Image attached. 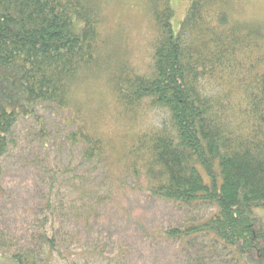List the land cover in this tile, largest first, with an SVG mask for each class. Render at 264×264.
I'll return each instance as SVG.
<instances>
[{"label": "trees", "instance_id": "trees-1", "mask_svg": "<svg viewBox=\"0 0 264 264\" xmlns=\"http://www.w3.org/2000/svg\"><path fill=\"white\" fill-rule=\"evenodd\" d=\"M228 4L191 0L176 32L170 0L152 8L147 67L121 64L108 78L126 117L162 116L132 132L115 173L110 139L72 98L110 59L99 0H0V177L24 126L25 150L46 186L29 245L15 248L14 237L3 244L0 234L7 249L0 256L16 264H98L103 256L126 264L101 235L78 243L68 227L74 221L88 232L105 198L100 188L120 187L129 175L153 198L208 212L167 232L185 246L199 243L181 264H264V25L231 17Z\"/></svg>", "mask_w": 264, "mask_h": 264}, {"label": "rangeland", "instance_id": "rangeland-1", "mask_svg": "<svg viewBox=\"0 0 264 264\" xmlns=\"http://www.w3.org/2000/svg\"><path fill=\"white\" fill-rule=\"evenodd\" d=\"M190 1L170 0L174 10L171 24L175 32ZM99 2L103 15L100 31L107 42L110 59L106 67L89 79L78 82L72 98L84 107L98 133L103 138L110 139L113 148L112 170L116 173L124 165V155L131 143L132 132L157 121L162 115L160 112H147L137 119L126 117L115 101L108 77L121 64L145 70L150 61V42L154 35L151 10L160 0ZM228 2L226 9L231 17L264 25V0ZM16 132H20L23 137L18 141L20 145L4 158L0 177V234L6 238L3 244H10V237L17 238L16 242L11 241L15 248L27 243V227L46 198L42 174L32 165L31 157L25 150L27 142L23 141L24 126H19ZM22 145L23 150L20 148ZM121 181L120 187L114 182L105 183L98 191L105 198L95 208L88 232L78 222L71 221L69 227L66 225L74 232L78 243L96 240L101 235L103 238L100 236V239L110 244L108 251L119 247L126 264H181L182 261L197 256L199 243L185 246L180 240L167 236V232L173 228H181L189 221L202 220L208 212L202 208L194 210L153 198L129 175ZM106 236L108 238H104ZM74 248L77 250L79 247ZM3 251L6 252L7 249H0L1 254ZM224 260L210 261L208 258L207 263L225 264ZM97 263L116 264L106 256ZM0 264L16 263L1 255Z\"/></svg>", "mask_w": 264, "mask_h": 264}]
</instances>
